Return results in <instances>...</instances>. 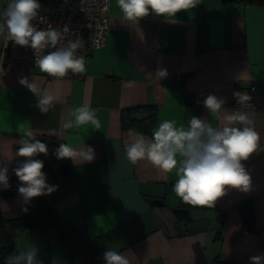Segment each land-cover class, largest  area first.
Returning a JSON list of instances; mask_svg holds the SVG:
<instances>
[{
    "label": "crops",
    "instance_id": "obj_1",
    "mask_svg": "<svg viewBox=\"0 0 264 264\" xmlns=\"http://www.w3.org/2000/svg\"><path fill=\"white\" fill-rule=\"evenodd\" d=\"M9 2L0 0V23ZM109 17L106 43L89 51L82 78L47 77L38 66L2 75L0 166L8 168V179L15 177L21 184L13 169L24 158L15 152L29 129L77 152L91 147L95 154L91 162L70 160L72 171L63 177H54L53 162L51 170H42L47 182L57 186L50 195L27 204L19 194L0 199L14 252L33 245L43 264H70L54 221L43 215L50 208L56 222H69L90 241L99 264H105L103 253L110 248L130 264H250V257L264 255V150L242 161L251 177L248 192L228 188L214 208L200 207L215 212L213 229L170 234L148 199H159L167 208L181 207L172 191L175 170L163 173L147 159L132 163L126 148L134 137L122 131L120 116L123 109L150 105L155 108L153 129L165 120L186 128L192 116L220 126L203 105L212 94L224 99L228 111L252 117L264 148V108L231 106L238 99L235 94L245 95L250 85L264 91V6L198 0L172 21L150 13L133 23L124 20L116 0H110ZM1 42L0 34V49ZM161 67L167 69L165 78L149 77ZM24 77L38 84L37 93L19 83ZM45 92L54 100L42 113L37 104ZM85 105L94 110L100 128L73 123L64 129L63 124L73 120V109ZM41 157L49 160L48 153ZM246 201L252 208L249 227L241 213Z\"/></svg>",
    "mask_w": 264,
    "mask_h": 264
},
{
    "label": "clouds",
    "instance_id": "obj_2",
    "mask_svg": "<svg viewBox=\"0 0 264 264\" xmlns=\"http://www.w3.org/2000/svg\"><path fill=\"white\" fill-rule=\"evenodd\" d=\"M116 4L124 20L138 23L150 13L172 21L178 12L194 8L198 0H116ZM40 9L39 0H11L3 11V23H0L5 46L12 41L15 45L30 47L35 53L36 66L48 76L65 77L69 72L83 73L85 57L78 51L84 48L83 41L65 40L70 32L67 25L62 29H38L33 21L40 16ZM167 75V69L161 67L154 75L150 73L149 77L160 80ZM19 83L34 94L39 90L38 84L34 80L29 82L27 77L19 79ZM235 95L242 107L247 105L249 96L242 93ZM53 100L52 95L42 93L37 107L42 113H47ZM224 103V99L212 94L203 100L204 107L220 126L192 116L186 128H177L174 122L167 120L159 123L150 138L129 130L134 140L126 148L127 158L132 163L147 159L166 174L175 170L177 179L172 191L185 204L193 207L214 208L228 188L248 192L251 177L242 161L264 148L259 143L261 137L252 117L239 110L228 111L223 107ZM72 116L73 120L63 124L64 129L71 128L73 123L77 126L91 123L95 128H100L94 110L87 105L74 108ZM18 144L20 147L15 156L24 159L13 171L21 182L18 194L27 204L32 198L50 195L57 186L47 182L46 173L42 171L44 162L35 159L38 154L47 155V144L37 139L31 129L19 139ZM55 155L57 159H69L74 163L91 162L95 156L91 147L77 152L67 144H60ZM7 172L6 166H0V186L3 188L10 187ZM38 251L33 245L19 249L5 257L4 264H43L38 258ZM103 259L105 264H130L126 256L111 248L103 253ZM250 264H264V255L250 257Z\"/></svg>",
    "mask_w": 264,
    "mask_h": 264
},
{
    "label": "built area",
    "instance_id": "obj_3",
    "mask_svg": "<svg viewBox=\"0 0 264 264\" xmlns=\"http://www.w3.org/2000/svg\"><path fill=\"white\" fill-rule=\"evenodd\" d=\"M7 5L3 8V11ZM109 7L110 0H58V7L55 13L51 14L41 8L40 16L33 23L38 29L50 27L62 29L67 25L70 32L65 37V40L79 39L84 43V48L78 51L79 54L85 57L86 68V59L89 51L102 48L106 43L110 29ZM3 11L1 23L4 20ZM35 60V53L30 47L15 45L12 41H9L7 46H5V37L2 35L0 81L5 72H24L36 66ZM84 74L85 71L76 74L69 72L65 77L82 78ZM45 75L51 77L46 73ZM245 96L250 97L246 106L242 107L238 103V99L232 101L231 106L238 109L264 108V91L258 90L255 85L248 87Z\"/></svg>",
    "mask_w": 264,
    "mask_h": 264
},
{
    "label": "trees",
    "instance_id": "obj_4",
    "mask_svg": "<svg viewBox=\"0 0 264 264\" xmlns=\"http://www.w3.org/2000/svg\"><path fill=\"white\" fill-rule=\"evenodd\" d=\"M249 5H261L264 6V0H236ZM42 7H47L49 13H55L58 7V0H39ZM47 11V10H46ZM148 111L144 116H136L142 112ZM155 108L150 105L135 106L121 110V129L123 132L133 130L143 133L146 137H151L154 127ZM48 155L49 160H44L41 155L36 157L44 162V168L42 170H51V162L57 166V174L55 178L63 177L71 173L72 166L69 159H57L55 150L59 147V141L48 138ZM10 187L3 188L0 186V199L18 194V187L20 184L15 177L8 179ZM180 206L186 208H200L193 207L185 204L180 199ZM242 221L245 227H249L252 224V208L251 203L246 201L244 205H241ZM44 216L54 221V228L61 240L65 245L70 264H99V259L96 251L94 250L90 241L83 237L79 229L72 226L69 222H56V213L52 209L47 208L43 212ZM13 232L8 226L7 221L2 217L0 212V264H4L5 257L14 253L13 249Z\"/></svg>",
    "mask_w": 264,
    "mask_h": 264
},
{
    "label": "water",
    "instance_id": "obj_5",
    "mask_svg": "<svg viewBox=\"0 0 264 264\" xmlns=\"http://www.w3.org/2000/svg\"><path fill=\"white\" fill-rule=\"evenodd\" d=\"M37 139L48 144L44 136L35 135ZM148 202L157 207L156 212L162 219L170 234L213 229L216 222L215 212L211 209L175 207L167 208L159 199L149 198Z\"/></svg>",
    "mask_w": 264,
    "mask_h": 264
}]
</instances>
